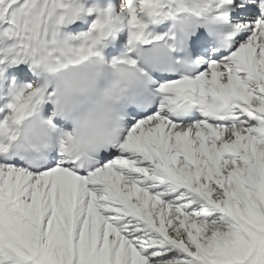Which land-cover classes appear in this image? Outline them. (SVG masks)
<instances>
[{
    "label": "snow or ice",
    "instance_id": "1",
    "mask_svg": "<svg viewBox=\"0 0 264 264\" xmlns=\"http://www.w3.org/2000/svg\"><path fill=\"white\" fill-rule=\"evenodd\" d=\"M0 264H264V0H0Z\"/></svg>",
    "mask_w": 264,
    "mask_h": 264
}]
</instances>
